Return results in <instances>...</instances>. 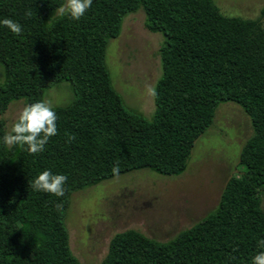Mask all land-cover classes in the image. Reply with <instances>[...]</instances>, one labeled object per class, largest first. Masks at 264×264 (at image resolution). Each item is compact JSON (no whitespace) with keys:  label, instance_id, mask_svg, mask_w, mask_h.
I'll return each instance as SVG.
<instances>
[{"label":"trees","instance_id":"obj_1","mask_svg":"<svg viewBox=\"0 0 264 264\" xmlns=\"http://www.w3.org/2000/svg\"><path fill=\"white\" fill-rule=\"evenodd\" d=\"M62 3L0 0V18L22 26L19 35L0 27V116L13 101L42 99L61 80L73 93L69 104L53 107L57 131L42 152L0 145V264H81L65 225L70 195L137 170L181 174L223 102L250 121L238 157L243 172L226 180L212 211L172 239L116 233L99 264H250L264 239V7L260 19H243L222 14L212 0H92L72 20L56 14ZM139 9L145 28L163 36L150 119L126 107L105 66L108 41ZM44 169L66 175L61 197L30 187Z\"/></svg>","mask_w":264,"mask_h":264},{"label":"rangeland","instance_id":"obj_2","mask_svg":"<svg viewBox=\"0 0 264 264\" xmlns=\"http://www.w3.org/2000/svg\"><path fill=\"white\" fill-rule=\"evenodd\" d=\"M230 17L260 19L264 0H212ZM264 30V19H260ZM160 33L144 26L137 10L122 20L119 35L108 41L105 66L114 90L127 108L150 119L154 111L153 87L160 75ZM0 64V83L3 81ZM73 98L70 83L52 84L43 98L52 107ZM23 101H13L0 116L8 132ZM249 118L234 103H220L212 123L194 142L185 170L174 177L148 170L132 171L73 192L65 217L68 243L81 264H99L109 240L128 229L158 242H166L212 211L226 180L243 172L240 150L251 135ZM264 212V189L261 192Z\"/></svg>","mask_w":264,"mask_h":264},{"label":"clouds","instance_id":"obj_3","mask_svg":"<svg viewBox=\"0 0 264 264\" xmlns=\"http://www.w3.org/2000/svg\"><path fill=\"white\" fill-rule=\"evenodd\" d=\"M91 3L92 0H63L56 9V14L78 20L89 9ZM26 15L31 13L27 12ZM0 27L8 29L13 35H19L22 31L20 23L7 17L0 18ZM56 120V112L47 100L25 103L12 123L10 131L0 136V145L7 148L19 147L30 154L42 152L48 139L56 135ZM68 139L70 141L72 137L69 136ZM111 171L113 174L118 173V165L114 164ZM66 179L64 174H54L44 169L32 179L30 187L34 192L61 197L64 194ZM256 246L259 250L250 258V264H264V239L257 240Z\"/></svg>","mask_w":264,"mask_h":264}]
</instances>
